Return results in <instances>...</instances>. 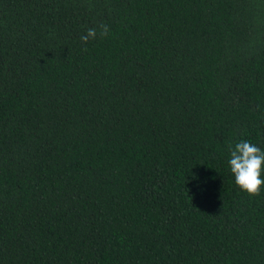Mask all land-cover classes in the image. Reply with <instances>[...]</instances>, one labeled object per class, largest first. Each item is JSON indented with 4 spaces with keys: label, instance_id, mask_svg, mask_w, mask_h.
<instances>
[{
    "label": "trees",
    "instance_id": "trees-1",
    "mask_svg": "<svg viewBox=\"0 0 264 264\" xmlns=\"http://www.w3.org/2000/svg\"><path fill=\"white\" fill-rule=\"evenodd\" d=\"M241 140L264 0H0V264H264Z\"/></svg>",
    "mask_w": 264,
    "mask_h": 264
},
{
    "label": "clouds",
    "instance_id": "clouds-1",
    "mask_svg": "<svg viewBox=\"0 0 264 264\" xmlns=\"http://www.w3.org/2000/svg\"><path fill=\"white\" fill-rule=\"evenodd\" d=\"M109 26L100 23L96 27L87 29L86 34L80 37L83 44L94 40L99 35H109ZM87 51V49H84ZM230 158L228 166L234 176L236 186L248 196H259L264 187V150L246 140H241L234 146L229 145Z\"/></svg>",
    "mask_w": 264,
    "mask_h": 264
}]
</instances>
